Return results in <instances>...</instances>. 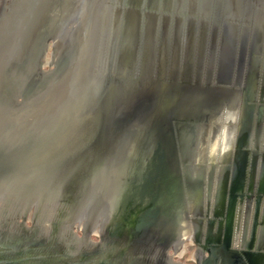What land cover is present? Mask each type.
<instances>
[{"label": "water", "instance_id": "water-1", "mask_svg": "<svg viewBox=\"0 0 264 264\" xmlns=\"http://www.w3.org/2000/svg\"><path fill=\"white\" fill-rule=\"evenodd\" d=\"M236 1L77 0L36 56L21 49L45 27L2 35L4 60L37 66L0 88V227L29 222L41 245L0 231V264H175L189 247L264 264V1L213 23ZM57 40L70 57L45 70Z\"/></svg>", "mask_w": 264, "mask_h": 264}, {"label": "bare ground", "instance_id": "bare-ground-1", "mask_svg": "<svg viewBox=\"0 0 264 264\" xmlns=\"http://www.w3.org/2000/svg\"><path fill=\"white\" fill-rule=\"evenodd\" d=\"M11 4L17 8V11L13 14L11 13V15L5 18H0V42H2V35H4L5 33L8 34L9 32H17L20 29L18 28L20 25L26 26V24L28 23H21V21H28L29 19H31L30 22L32 23V25H30L33 26L35 30H42L45 27V30L47 32L46 35L43 36L38 34L37 32V34L34 36V39H32V41H29V44H23L21 50H23L22 56L24 57L31 53H33V55L35 56L40 54L39 49L45 37L46 39L48 37L52 39L51 37L54 33L56 35L59 33L60 23L67 24L70 20H72L71 10L73 9V7L76 6L77 2L75 0L74 4V0H12ZM68 4L71 7H69ZM26 16H29V18L25 20V18H27ZM60 41L61 40H57L54 46H56L57 48L61 47ZM6 53L7 50H2V48L0 47V65L2 66L7 64L6 68L1 71L2 76H0V88L6 85L8 81L10 86L17 85L21 87L24 73L26 74L28 70H34L33 66L35 65L36 67L37 64L30 62L27 58L24 61L20 60V62H22L24 65L23 70L18 69L16 67L11 66V63H8L6 60H4V55ZM8 74L9 78H6ZM185 251L186 250L184 249L182 252L179 253V255L183 254ZM194 258L196 259L195 252L194 254L192 253L193 261Z\"/></svg>", "mask_w": 264, "mask_h": 264}, {"label": "rangeland", "instance_id": "rangeland-1", "mask_svg": "<svg viewBox=\"0 0 264 264\" xmlns=\"http://www.w3.org/2000/svg\"><path fill=\"white\" fill-rule=\"evenodd\" d=\"M11 1L12 0H0V18H5V17L11 15L10 12L13 14L17 11V8L11 4ZM262 1H264V0H262ZM76 2H77V0H76ZM74 4H75V0H74ZM234 4L236 5L235 10L232 9L230 6H228L229 4L228 5L224 4V9H219L220 10L219 17L213 18V19H215V20H213V23L215 22L216 24H218L220 22L221 17H222V21H223L227 17H233V15H239V13H241V12L243 13L242 15H244L245 10L248 8V5H249L248 1H246V0H237ZM235 5H234V8H235ZM69 7H71V6L69 5ZM75 7H73V9L71 10L72 14L75 13V11L77 9V4ZM225 9H228L230 12L226 16H224L225 14L221 13ZM23 22H28V21L27 20L21 21V23H23ZM69 53H70L69 49H66V46L65 47L61 46V47L57 48L56 46H53V43H49L48 54L45 56L46 59L44 60L46 62L45 63L46 66L44 67V69L49 70V69H57L58 68V69H60L59 71H61L62 67L65 66V64L67 63V61L70 57ZM23 95H24V93H23ZM14 96L15 95L12 92V93H9L7 97H8V99H10V97H14ZM30 228H31V224L29 222H27L24 226L19 228L16 225V222L10 223V222L6 221V222L1 223L0 231L4 234L3 239L6 240L5 242H7V243L16 242V243H21L22 245L28 244V245H30V247L33 245L40 247L41 244L38 243L37 238H36V234H33L32 231L30 230ZM92 240H96V238L93 237ZM194 251H195V249L193 247H189L179 257H173L175 264L176 263H178V264H195L193 262V259H192V253L194 254Z\"/></svg>", "mask_w": 264, "mask_h": 264}]
</instances>
